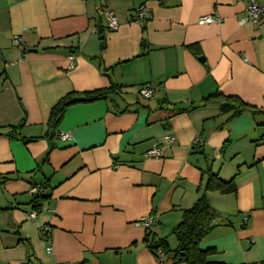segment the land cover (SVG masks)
Returning a JSON list of instances; mask_svg holds the SVG:
<instances>
[{
    "label": "crops",
    "instance_id": "crops-1",
    "mask_svg": "<svg viewBox=\"0 0 264 264\" xmlns=\"http://www.w3.org/2000/svg\"><path fill=\"white\" fill-rule=\"evenodd\" d=\"M141 6L144 24L133 21ZM245 6L0 0V264H184L157 259L144 239L176 248L172 230L208 164L236 192L206 193L215 225L200 248L215 250L212 263L264 264V115L200 105L218 93L264 108V21L239 25ZM105 10L117 29L106 28ZM203 16L221 22L200 25ZM146 84L149 99L138 94ZM111 85L116 94L69 106L47 135L62 97ZM153 146L161 157L145 156ZM33 185L45 197L36 212ZM149 214V229L134 225Z\"/></svg>",
    "mask_w": 264,
    "mask_h": 264
},
{
    "label": "trees",
    "instance_id": "trees-1",
    "mask_svg": "<svg viewBox=\"0 0 264 264\" xmlns=\"http://www.w3.org/2000/svg\"><path fill=\"white\" fill-rule=\"evenodd\" d=\"M98 31L101 33L102 29L99 28ZM119 88L120 87L118 85H111L106 89L83 93L74 92L65 95L51 108L49 112L47 135L51 134V132L57 128L69 106L104 100L107 96L116 94V90ZM200 105H215L218 107L220 112L231 113V117H238L245 113L252 116L264 115V108H256L248 105L237 97H226L218 93L207 96L202 100ZM14 129L15 128H12V130ZM203 174L206 175V179L201 191L199 190V197L190 208L183 210L181 221L172 230V235L176 241V248L174 250H170L164 239H158L154 236L152 237L151 234H148L145 237L144 242L146 243L147 249L157 259H160L161 257L164 259L169 258L172 263L179 262L184 264H189L191 261H193L194 264H220L212 263L207 260L208 256L215 253L214 249L202 250L200 248V243L215 225V214L208 204L206 193L218 192L222 195L235 194L236 186L233 179L225 182L219 179L216 174H213L210 164L206 166ZM3 182L4 179L0 182V185ZM44 201L45 197L41 194L32 197L31 203H33V211H38Z\"/></svg>",
    "mask_w": 264,
    "mask_h": 264
},
{
    "label": "built area",
    "instance_id": "built-area-1",
    "mask_svg": "<svg viewBox=\"0 0 264 264\" xmlns=\"http://www.w3.org/2000/svg\"><path fill=\"white\" fill-rule=\"evenodd\" d=\"M240 2L245 3V11H244V16L239 20L238 24L239 25H244V24H251V25H258L262 21H264V5L261 4L260 0H236ZM104 21H105V26L108 30H115L118 27V22L116 19L115 14L110 11V10H105L103 13ZM149 13L148 11L143 7H139L135 10L133 21L136 23H146L149 20ZM221 20L217 17L213 16H203L198 20V24L200 25H205V24H219ZM13 43L15 45H18L19 41L17 39L13 40ZM69 60L72 61L73 57H69ZM154 92V89L152 88L151 85L146 84L142 86L138 94L141 98L143 99H149L152 97ZM69 135L68 134H60L59 139L61 141H66L68 140ZM175 141V138L172 136H165L164 137V142L166 145H169ZM163 148L164 147H159V146H153L151 149H149L146 153L145 156L148 158H159L163 155ZM261 167L264 169V160L261 161ZM42 192L41 186L40 185H33L29 188L28 193L31 197L38 196ZM31 219L35 218V215L32 213L29 216ZM155 223L154 215L149 214L145 217H142L139 219L137 222L134 223L136 227H141L145 230L149 229L153 224ZM47 253L51 252L50 248L46 249Z\"/></svg>",
    "mask_w": 264,
    "mask_h": 264
},
{
    "label": "water",
    "instance_id": "water-1",
    "mask_svg": "<svg viewBox=\"0 0 264 264\" xmlns=\"http://www.w3.org/2000/svg\"><path fill=\"white\" fill-rule=\"evenodd\" d=\"M99 39L102 41V37H99ZM103 42H101V44H102ZM189 264H194V262L193 261H191Z\"/></svg>",
    "mask_w": 264,
    "mask_h": 264
},
{
    "label": "rangeland",
    "instance_id": "rangeland-1",
    "mask_svg": "<svg viewBox=\"0 0 264 264\" xmlns=\"http://www.w3.org/2000/svg\"><path fill=\"white\" fill-rule=\"evenodd\" d=\"M171 242L173 241V238L172 237H170V239H169Z\"/></svg>",
    "mask_w": 264,
    "mask_h": 264
}]
</instances>
